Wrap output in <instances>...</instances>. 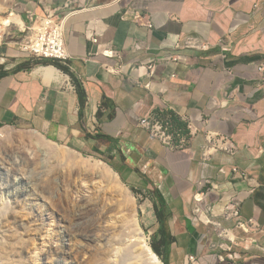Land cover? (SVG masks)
Returning a JSON list of instances; mask_svg holds the SVG:
<instances>
[{"label": "crops", "instance_id": "crops-1", "mask_svg": "<svg viewBox=\"0 0 264 264\" xmlns=\"http://www.w3.org/2000/svg\"><path fill=\"white\" fill-rule=\"evenodd\" d=\"M0 8L24 20L29 11L59 12L69 57L60 63L87 98L82 108L69 74L7 49L0 130L22 128L102 158L127 185L157 197V241L161 228L172 239L164 256L172 250L197 260L219 246L231 264H264V0H0ZM189 38L208 50L183 49ZM148 117L171 123L174 148L140 125ZM222 144L233 154L214 149ZM205 180L218 189L207 192ZM225 193L238 198V217L223 215ZM196 205L222 228H209ZM223 230L234 241L217 239Z\"/></svg>", "mask_w": 264, "mask_h": 264}, {"label": "rangeland", "instance_id": "rangeland-1", "mask_svg": "<svg viewBox=\"0 0 264 264\" xmlns=\"http://www.w3.org/2000/svg\"><path fill=\"white\" fill-rule=\"evenodd\" d=\"M6 49L3 50L6 51ZM6 132H11L21 137L33 135L52 154L51 161L53 164L46 171L42 169L41 157H34L32 160V169L33 171L36 169V174L35 172L33 174L36 185L32 186L34 193L32 196L30 195V201L23 199L16 206L13 197L0 196V200L3 199L0 203L3 202L2 204L4 205H0V216H4L9 212L10 218L13 215H17L20 219H23L25 223L24 229L13 228L12 230H16L15 233L18 237L17 246H29L32 257L34 256L33 260L37 264H50V261L45 258L47 245H52L57 251L61 252V264H126L122 262V258L128 251L127 246L135 244V242L130 244L128 238L134 237L135 240H138L142 238L143 234H145L144 236H146V240L153 250V244H156L157 241L158 231V221L153 202H157L158 208H160L157 197L149 193L146 195L144 192L127 185L113 166L102 158L56 147L42 136L35 135L34 132L22 128H3L0 130V136L5 135ZM0 139V147L2 145L5 146L6 139ZM10 145L19 149L28 148L31 143L28 141L19 143V141L12 140ZM33 146L35 147V145L32 144V149ZM69 153L74 155L79 161L97 162L100 164V169L106 167L108 170L114 171L118 175V185H112L103 178L91 182L95 174L91 176L93 174L91 171L84 170L68 162L66 155ZM77 182L80 184L84 183L83 188L90 192L84 196L87 197V200L84 201V206H82L83 201H79V192L75 194L74 191ZM89 195L90 197H88ZM82 207L90 209L85 218L95 228L96 235L100 238L98 242L83 248V238L76 237L71 239L68 234L70 225L74 223ZM129 215L131 218H129ZM131 220L132 224H129L128 222ZM0 221L3 220L0 219ZM210 227L216 228L212 224L209 225ZM6 233L5 231H0V249L1 255L8 258V256H5L9 253L8 240L4 237ZM214 234L217 239H221V237L219 238V232ZM103 239L105 240L102 241ZM68 247L73 251L71 256L67 254ZM223 247L226 249L225 244ZM135 249L133 250L135 251ZM214 250V252L206 253V255L209 254L207 256L204 255V252L197 260L195 257V262L191 261L190 257L186 261L184 252L181 255L175 252L174 256L172 250L166 251L165 261L161 257L159 258L163 264H166V261L169 264H197L198 262L205 264V261L208 264H221V260L223 264L229 263L227 259H224L227 254L226 250L223 251L219 246L214 248ZM216 252L220 256L222 255L223 259L218 255L214 261L211 255L216 254ZM204 257H206V260ZM138 260L139 257L135 255L134 259L127 264H138Z\"/></svg>", "mask_w": 264, "mask_h": 264}, {"label": "bare ground", "instance_id": "bare-ground-1", "mask_svg": "<svg viewBox=\"0 0 264 264\" xmlns=\"http://www.w3.org/2000/svg\"><path fill=\"white\" fill-rule=\"evenodd\" d=\"M35 135L37 134L35 133ZM0 138L6 139V145H2L0 147V196L6 198L13 197L15 200L14 204H16L17 206L18 204H20L19 202L23 201V199H27L28 201H30V195L32 196L34 193L32 186L36 185L33 179V174L34 172L36 174V169H34L33 171L31 165L34 157H41L40 163L42 169L46 171L50 169L51 164H53V162L51 161L52 154L51 151L44 145H41L38 138L33 135L21 137L17 134L6 132V134L1 135ZM12 140L19 141V143L28 141L29 143H31V145L29 147L27 146L28 148H14L10 145L12 143ZM32 144L35 145V147L33 146V149L31 148ZM66 158L68 162L75 164L77 167L91 171L93 173L91 174V176L95 174V176L91 179V182L103 178L112 185H118L119 183L118 175L114 171L108 170L106 167H102V169H100V164H98L97 162L91 163L90 161H79L74 155H70V153L66 155ZM83 186L84 183L80 184L77 182L74 190L75 194L79 192L80 195H78V198L80 202L83 201L82 206L85 205L84 201L87 200V197H84L85 194L90 193L89 190H85ZM88 197H90V195ZM2 203H0V205L4 206ZM86 206L88 207V205ZM87 207H82L80 213L77 215L78 217L75 219L74 223L70 225L68 231L69 238L72 239L80 237L84 239V245H82V248L90 246L94 244V242H98V240H100V238H98V236L96 235L95 228L92 227L85 218L90 210ZM129 218H131L130 215ZM0 219L3 220L0 221V224L2 223L0 231L7 232L4 237L7 238V246L9 247V253L5 255L8 256V258H5L1 255L2 252L0 249V264H37L36 261L33 260L34 256L32 257V252L29 246H17L18 237L15 233L16 230H12L13 228L24 229L25 223L23 219H20V217L17 215H13L10 218L9 212L4 216H0ZM202 220L207 224L209 223L208 218L204 215L202 216ZM128 223L132 224V220ZM144 235L145 234H143L142 238L138 240H135L134 237L128 238L130 244H132L133 242H135V244L127 246L128 251L122 258L123 263H129L134 259V256L137 255L139 257L138 264H163L159 256L150 247L148 241L146 240L147 238ZM229 239L231 241H234V238L232 236H229ZM104 240L105 239H103L102 241ZM46 248L45 258L50 261V264H61V252L57 251L55 247H52V245H47ZM134 248H136L135 251L133 250ZM72 253L73 251L70 249V247H68V256H71ZM115 255L117 256V254Z\"/></svg>", "mask_w": 264, "mask_h": 264}, {"label": "built area", "instance_id": "built-area-1", "mask_svg": "<svg viewBox=\"0 0 264 264\" xmlns=\"http://www.w3.org/2000/svg\"><path fill=\"white\" fill-rule=\"evenodd\" d=\"M135 19L140 21L142 16L137 14ZM148 27H153L150 22L148 23ZM91 40L93 43H97V39ZM5 48L15 49L25 60H53L66 65L69 57L65 41V19L59 15L57 10L46 9L41 16L37 15L35 11L27 12V18L24 20L16 12L0 8V63L5 62L7 59V53L3 50ZM208 48L207 44L196 38L187 39L183 45V49L188 50L204 51L208 50ZM112 56H114L113 53ZM177 60L179 61L180 59H175V61ZM148 69V75L152 76L154 74V66L150 65ZM259 70H264V63H261ZM140 125L166 146L174 148L173 129L169 121H163L157 117H148L143 119ZM186 143L187 141H184L178 148H183ZM214 149H220L229 153L233 151V147L228 144L215 145ZM234 172H238V170L234 169ZM242 175L245 177V173ZM204 184L207 192L213 191L215 188L216 190L218 189V185L213 184L210 180H205ZM224 195L228 197V203L224 208L223 215L227 219L233 216L238 217V198L227 193ZM204 196L205 193L197 194L195 202L197 204L202 203ZM195 211L202 216H206L209 223L215 225L217 229L222 228L219 222H214L199 206L196 205ZM210 212L211 209L208 210V213ZM239 224L241 225V223ZM228 235L227 231L223 230L220 237L228 239ZM190 259L191 261H196L195 257H190Z\"/></svg>", "mask_w": 264, "mask_h": 264}, {"label": "trees", "instance_id": "trees-1", "mask_svg": "<svg viewBox=\"0 0 264 264\" xmlns=\"http://www.w3.org/2000/svg\"><path fill=\"white\" fill-rule=\"evenodd\" d=\"M33 64L34 65H52V66H55V67L59 68L60 70L64 71L65 73L69 74L71 76L73 83L76 86L77 92L80 96L82 108L85 106V102H86L87 98L85 95V91L83 89V85L81 84V82L79 80H77V78L70 72V70L67 67L63 66L59 61H53V60L34 61ZM23 65H24V67H29L30 61L24 63ZM4 74L5 73L3 71H0L1 76H3ZM169 114L172 116V122L174 124H176L180 128L185 127V124L180 122V120L172 112H170ZM187 133L188 132H186V134ZM157 204H158L157 202H154L155 211H156V214H158V220L160 221V223H162L163 222V216H162V213L160 212V208H158ZM166 219L167 218L165 217L164 220H166ZM158 236H160V241H156V244H153V250L159 257H161L164 260L165 258H164L163 252H162L160 247H165L167 245V243L169 241H171L172 239H171V235L168 234L166 228H164V229L161 228ZM156 238H158V237L156 236ZM165 263L168 264L167 261Z\"/></svg>", "mask_w": 264, "mask_h": 264}]
</instances>
